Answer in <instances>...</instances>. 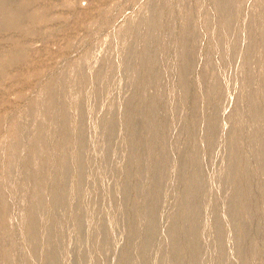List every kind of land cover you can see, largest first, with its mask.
<instances>
[{"label":"rangeland","instance_id":"rangeland-1","mask_svg":"<svg viewBox=\"0 0 264 264\" xmlns=\"http://www.w3.org/2000/svg\"><path fill=\"white\" fill-rule=\"evenodd\" d=\"M0 264H264V0H0Z\"/></svg>","mask_w":264,"mask_h":264},{"label":"bare ground","instance_id":"bare-ground-1","mask_svg":"<svg viewBox=\"0 0 264 264\" xmlns=\"http://www.w3.org/2000/svg\"><path fill=\"white\" fill-rule=\"evenodd\" d=\"M10 21H9V26L10 27H13V28H15V27H17L18 25H19V23H18V21L16 20V19H9ZM8 22V21H7ZM3 24V23H2ZM5 24H6V22H5Z\"/></svg>","mask_w":264,"mask_h":264}]
</instances>
